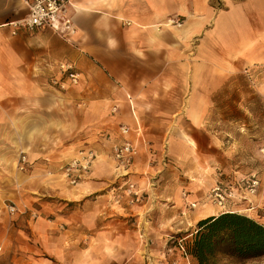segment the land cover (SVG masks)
Instances as JSON below:
<instances>
[{
	"label": "crops",
	"instance_id": "0c3cea01",
	"mask_svg": "<svg viewBox=\"0 0 264 264\" xmlns=\"http://www.w3.org/2000/svg\"><path fill=\"white\" fill-rule=\"evenodd\" d=\"M26 13L0 0V264H186L166 242L218 213L204 202L207 152L223 150L218 97L240 76L264 80V0H71L65 37L12 34ZM123 142L137 147L126 170L112 156ZM87 151L96 157L71 183L63 167ZM162 152L192 180L164 169Z\"/></svg>",
	"mask_w": 264,
	"mask_h": 264
},
{
	"label": "rangeland",
	"instance_id": "374dc122",
	"mask_svg": "<svg viewBox=\"0 0 264 264\" xmlns=\"http://www.w3.org/2000/svg\"><path fill=\"white\" fill-rule=\"evenodd\" d=\"M232 84L231 92L224 93L218 97L220 105H223V108L219 114H216L218 118L213 125V130L217 137L216 143L223 150L221 151L219 148L220 152H207L208 154L199 152L200 156L203 155L205 157V154H207L211 155L213 159L211 168L207 170H211V174H206L210 185L206 186L207 188L204 190V202L216 207L218 213L234 211L245 214L264 224V80H261L259 83L249 76H245L244 78L240 76ZM87 153L89 152H80L77 157L72 159H77L81 164H84V156ZM92 153L94 154V152ZM95 157L94 154L87 168L79 165L77 170H74L75 181L77 180L78 172L80 170H87ZM154 162L150 161L149 165H153ZM27 164L24 169H27ZM160 164L164 169L169 166L175 167L178 178L192 180L184 172H179L180 167L174 165L168 152H162ZM64 177L69 180L65 175ZM250 178H254L258 182L254 188L247 182ZM204 180L205 178H202V180L201 178L198 179L199 184L203 183ZM75 181L70 182L75 183ZM127 186L125 193L132 201L131 196L127 193ZM215 186L221 188L224 196L220 205L214 201L213 195L210 196L211 190ZM136 189L143 199L139 203L145 202V194L140 192L138 188ZM181 192L183 196H186V189H183ZM191 204H195V206L192 207ZM196 205L195 201L189 202V207L191 208H195ZM10 207L12 205H7L8 211ZM195 224L196 222L187 231L183 230L178 234L168 237L166 242V245H169V250L167 249L169 252L178 250L182 258H188L193 264L197 263L186 254L185 244L191 239ZM141 239L145 246L152 244V240L145 237V235H142ZM177 255L173 256L170 264H179ZM187 260L185 262L189 264ZM213 264H264V256L247 260L217 256Z\"/></svg>",
	"mask_w": 264,
	"mask_h": 264
},
{
	"label": "built area",
	"instance_id": "2783aa9c",
	"mask_svg": "<svg viewBox=\"0 0 264 264\" xmlns=\"http://www.w3.org/2000/svg\"><path fill=\"white\" fill-rule=\"evenodd\" d=\"M27 8L26 15L17 21L10 22L12 27V34L20 28L27 30H35L40 28H50L59 35L65 37L67 34L72 35L75 30L72 25L71 17L69 16V8L71 7V0H22ZM59 70L61 76L70 79L71 83L76 84L78 80V74L73 70V65L70 63H60ZM54 85H58L61 89L64 88L61 77L52 81ZM120 131L123 134L128 132L126 126H121ZM84 156V164H81L77 159H72L67 162L63 167V174L69 178L71 182L75 181L74 170H77L79 165L87 168L93 159L94 154L92 151H87ZM137 154V147L130 142H123L113 146V157L118 167L121 169H127L133 162L134 157ZM27 164L26 154L21 152L17 159V167L19 170H23ZM249 185L254 188L258 182L254 178H250L247 181ZM127 193L131 196L133 203H139L143 199L139 191L136 189L134 183H129L127 186ZM213 195L219 205L221 204L224 196L219 186L212 188L210 196ZM195 206V204H191ZM10 212H14L15 208L12 206L9 208Z\"/></svg>",
	"mask_w": 264,
	"mask_h": 264
},
{
	"label": "trees",
	"instance_id": "16d2710c",
	"mask_svg": "<svg viewBox=\"0 0 264 264\" xmlns=\"http://www.w3.org/2000/svg\"><path fill=\"white\" fill-rule=\"evenodd\" d=\"M185 252L197 264H213L217 256L247 260L264 256V224L234 211L198 220Z\"/></svg>",
	"mask_w": 264,
	"mask_h": 264
}]
</instances>
